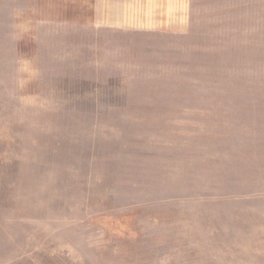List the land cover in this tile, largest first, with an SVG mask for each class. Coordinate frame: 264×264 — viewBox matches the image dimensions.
<instances>
[{
    "label": "rangeland",
    "instance_id": "obj_1",
    "mask_svg": "<svg viewBox=\"0 0 264 264\" xmlns=\"http://www.w3.org/2000/svg\"><path fill=\"white\" fill-rule=\"evenodd\" d=\"M86 2L0 0V264H264V0Z\"/></svg>",
    "mask_w": 264,
    "mask_h": 264
},
{
    "label": "crops",
    "instance_id": "obj_2",
    "mask_svg": "<svg viewBox=\"0 0 264 264\" xmlns=\"http://www.w3.org/2000/svg\"><path fill=\"white\" fill-rule=\"evenodd\" d=\"M85 6L87 17L71 19L100 28L184 32L191 18V0H87Z\"/></svg>",
    "mask_w": 264,
    "mask_h": 264
}]
</instances>
